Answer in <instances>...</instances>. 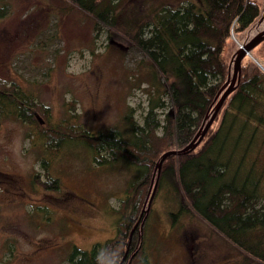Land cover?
Returning a JSON list of instances; mask_svg holds the SVG:
<instances>
[{
    "label": "rangeland",
    "instance_id": "obj_1",
    "mask_svg": "<svg viewBox=\"0 0 264 264\" xmlns=\"http://www.w3.org/2000/svg\"><path fill=\"white\" fill-rule=\"evenodd\" d=\"M100 1L122 13L119 22H143L162 3L187 0ZM257 1L260 18L228 41L231 74L241 44L264 20V0ZM243 61L264 67V41ZM154 82L138 46L107 25L98 32L95 18L70 0H0V83L15 84L41 103L48 115L41 123L70 120L94 134L119 130L128 139V117L144 124ZM39 132L13 112H0V264H65L75 246L90 250L114 237L121 202L140 171L123 159L96 164L85 142L50 148ZM259 164L264 167V144ZM48 177L60 188L45 189L41 181ZM170 185L163 181L154 191L151 183L145 204L149 264H261L200 216L179 212Z\"/></svg>",
    "mask_w": 264,
    "mask_h": 264
},
{
    "label": "trees",
    "instance_id": "obj_2",
    "mask_svg": "<svg viewBox=\"0 0 264 264\" xmlns=\"http://www.w3.org/2000/svg\"><path fill=\"white\" fill-rule=\"evenodd\" d=\"M70 2L95 18L98 32L107 25L146 55L156 88L144 124L129 116L128 139L119 130L94 134L70 120L43 124L39 118L48 119L45 107L7 83H0V112H13L34 124L50 148L81 141L91 146L98 165L123 159L140 169L121 202L115 236L90 250L75 246L65 264H149L145 204L156 165L165 152L190 144L211 118L214 101L231 74L225 58L228 41L233 33L250 28L262 8L257 0H187L177 6L162 3L143 22L139 17L119 22L122 13L116 14L112 4ZM158 109L163 110V119ZM262 144L264 71L253 61H242L236 89L200 144L163 162L157 191L168 181L178 198L179 212L200 216L247 259L264 264ZM41 184L47 190L60 188L56 178L48 177Z\"/></svg>",
    "mask_w": 264,
    "mask_h": 264
},
{
    "label": "water",
    "instance_id": "obj_3",
    "mask_svg": "<svg viewBox=\"0 0 264 264\" xmlns=\"http://www.w3.org/2000/svg\"><path fill=\"white\" fill-rule=\"evenodd\" d=\"M263 41H264V20H262L260 23L254 26L247 42L245 44H241L239 51H237L234 59L231 61V65L233 64V74H229L228 80L226 81V83L218 93L214 101L216 102V105L214 107L213 114L211 118L208 120V122L203 125V127L198 131L192 142L188 144L186 147L182 149L165 152L160 157L152 178V184H154V191L158 184L163 162L170 156L188 153L189 151L194 150L200 144V142L206 135L208 129L212 125L214 119L216 118L217 114L219 113L220 109L222 108L225 100L236 89V85L240 81L243 59L250 54L252 49H254L256 46L261 44ZM258 65L264 71V67L261 66L260 64Z\"/></svg>",
    "mask_w": 264,
    "mask_h": 264
}]
</instances>
